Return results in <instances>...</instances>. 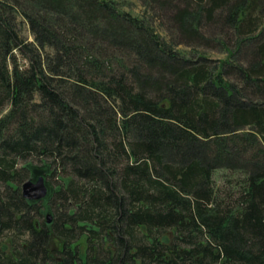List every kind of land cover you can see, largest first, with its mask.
Wrapping results in <instances>:
<instances>
[{
    "label": "trees",
    "instance_id": "1",
    "mask_svg": "<svg viewBox=\"0 0 264 264\" xmlns=\"http://www.w3.org/2000/svg\"><path fill=\"white\" fill-rule=\"evenodd\" d=\"M143 1L0 0V264H264V0Z\"/></svg>",
    "mask_w": 264,
    "mask_h": 264
},
{
    "label": "rangeland",
    "instance_id": "2",
    "mask_svg": "<svg viewBox=\"0 0 264 264\" xmlns=\"http://www.w3.org/2000/svg\"><path fill=\"white\" fill-rule=\"evenodd\" d=\"M117 1H118L120 8L122 10L131 12L134 15L145 16L147 14L145 11L146 6L144 5L143 0H117ZM160 13H156L157 16H155L153 24L156 25L157 30L159 31V33L164 38H167L168 40L174 39L175 35L173 34V31L170 29V26H169L170 24L168 23V21H166V19L160 17ZM18 21H19V27H20L21 34L27 36V38L29 40H33L34 37L30 32V28L28 26V23L20 15L18 16ZM187 47L188 46H186L185 44H180L177 46V48H179V49H184L186 51H189V48H187ZM221 56L222 55L218 54L217 52L212 53L213 58H218ZM225 173L226 172L224 170H219L216 172L215 176H216L217 184L222 183V178L225 175ZM84 248H85V245H83V249Z\"/></svg>",
    "mask_w": 264,
    "mask_h": 264
},
{
    "label": "water",
    "instance_id": "3",
    "mask_svg": "<svg viewBox=\"0 0 264 264\" xmlns=\"http://www.w3.org/2000/svg\"><path fill=\"white\" fill-rule=\"evenodd\" d=\"M23 195L27 199L40 200L47 196L49 188L43 175L38 178L28 179L22 184ZM52 220L48 215V221Z\"/></svg>",
    "mask_w": 264,
    "mask_h": 264
}]
</instances>
